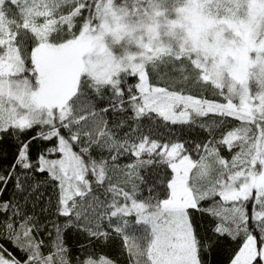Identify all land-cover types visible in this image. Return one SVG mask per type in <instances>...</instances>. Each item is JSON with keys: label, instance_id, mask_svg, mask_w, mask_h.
<instances>
[{"label": "snow or ice", "instance_id": "1", "mask_svg": "<svg viewBox=\"0 0 264 264\" xmlns=\"http://www.w3.org/2000/svg\"><path fill=\"white\" fill-rule=\"evenodd\" d=\"M0 264H264V0H0Z\"/></svg>", "mask_w": 264, "mask_h": 264}, {"label": "trees", "instance_id": "2", "mask_svg": "<svg viewBox=\"0 0 264 264\" xmlns=\"http://www.w3.org/2000/svg\"><path fill=\"white\" fill-rule=\"evenodd\" d=\"M157 79V76L156 74H153V80H156ZM207 95L208 98H213V92L211 89H208L207 92L205 93ZM109 115V119H113V116L111 113L108 114ZM179 134V133H177ZM225 156L228 155L227 152L223 153ZM123 162V161H122ZM98 196H100L101 198H103V189H100L97 191L96 193ZM42 222L46 223L48 225V228H51V224L48 222L47 218L46 217H41L40 218ZM54 231V229H53ZM69 243L73 246L74 250H75V247H76V238L73 236L70 240H69Z\"/></svg>", "mask_w": 264, "mask_h": 264}]
</instances>
